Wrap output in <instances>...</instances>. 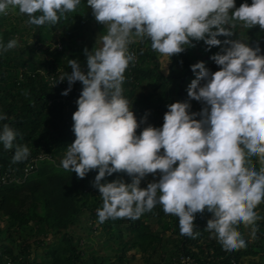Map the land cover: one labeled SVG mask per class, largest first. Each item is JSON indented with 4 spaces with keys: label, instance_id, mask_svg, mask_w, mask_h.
Here are the masks:
<instances>
[{
    "label": "clouds",
    "instance_id": "obj_1",
    "mask_svg": "<svg viewBox=\"0 0 264 264\" xmlns=\"http://www.w3.org/2000/svg\"><path fill=\"white\" fill-rule=\"evenodd\" d=\"M81 0H0V15L18 10L28 24L56 25ZM97 22L105 25L101 46L84 50L87 70L70 59L68 95L75 82L82 91L72 115L75 140L61 160L63 169L84 178L98 170L93 187L101 193L99 222L108 219H139L156 204L165 214L178 217L181 235L195 238V214L207 210L209 232L226 252L245 248L236 231L252 226L255 238L256 207L264 202V55L230 38L241 24L264 30V0L236 7V0H86ZM148 38L151 48L164 57L183 52L203 41L206 50L222 46L211 60L219 70L210 72L203 61L191 65L195 79L187 88L189 99L202 102L199 113L190 112L188 101L167 106L163 124L147 126L137 134L138 122L123 95L125 72L136 56L129 45ZM17 45L15 39L0 42V53ZM166 68V67H165ZM198 70V71H197ZM199 115L201 119L195 117ZM6 116L0 113V120ZM17 132L0 127V145L15 151L12 162L29 156V148L14 145ZM163 150V151H161ZM257 158V171L248 160ZM126 173L131 182H111L106 177ZM158 181L141 188L147 175ZM104 181V182H102Z\"/></svg>",
    "mask_w": 264,
    "mask_h": 264
},
{
    "label": "trees",
    "instance_id": "obj_2",
    "mask_svg": "<svg viewBox=\"0 0 264 264\" xmlns=\"http://www.w3.org/2000/svg\"><path fill=\"white\" fill-rule=\"evenodd\" d=\"M245 2L251 4L252 0H236V7ZM16 11V17L10 10L0 15V42L17 41L14 48L0 53V113L6 116L0 127L8 124L15 130L14 145L27 146L29 156L13 163L15 147L0 145V168L19 170L39 155L51 160L42 161L24 184L0 186V264H171L180 255L191 257L194 264H264V202L255 209L259 217L255 238L250 236L252 226L239 225L236 231L247 246L232 252L224 251L215 234L206 230L213 217L207 210L195 214L194 232L199 233L195 238L181 235L178 217L165 214L159 203L139 219H108L94 230L93 223L99 221L94 211L102 207L101 193L93 187L98 170L79 178L61 166L68 145L75 140L72 115L77 110L73 102L63 103L62 99H72L74 90L83 85L77 81L68 95H62L68 82L56 75L61 72L67 78L70 59L87 70L86 48L79 45L77 36L93 12L86 0H81L77 9L62 16L56 25L36 26ZM233 32L230 38L218 39L249 40L251 47H259L264 54V30L258 25L247 29L238 24ZM31 36L36 40L33 43L26 38ZM192 44L169 58L167 75L150 39H140L129 47L137 62L126 69L123 95L138 122L147 115L137 134L149 125L161 127L169 104L189 102L186 85L195 79L191 65L203 61L214 71L220 67L210 57L222 46L206 50L203 41ZM247 163L257 171L261 166L257 158ZM149 175L153 179L147 184L158 181V173ZM116 179L131 182L123 172L105 178L107 182Z\"/></svg>",
    "mask_w": 264,
    "mask_h": 264
},
{
    "label": "built area",
    "instance_id": "obj_3",
    "mask_svg": "<svg viewBox=\"0 0 264 264\" xmlns=\"http://www.w3.org/2000/svg\"><path fill=\"white\" fill-rule=\"evenodd\" d=\"M58 47L59 50L62 49V46L60 44L55 45V47ZM129 51L134 53L136 56V59L134 63L137 62V55L133 49L129 48ZM56 75H58L59 79H65V75L62 74L61 72H57ZM54 82V78L52 77L50 79V83L52 84ZM82 91V87L77 88L74 90V95L75 97H72V99L67 100L66 98L62 99L63 103L68 102H73V106H76V101L78 97L80 96V93ZM67 108V106H66ZM197 119H201V117L198 115ZM163 151V150H161ZM45 160H51V157L48 155H39L37 157H34L30 159L26 165L19 170H9V171H2L0 168V186H10V185H21L24 184L30 176H32L37 170L42 161ZM94 214L97 216L96 210L94 211ZM98 217V216H97ZM99 221H95L93 223V228L94 230H97L100 227ZM170 264V263H169ZM171 264H194V260L185 255H180L177 258H174V260L171 262Z\"/></svg>",
    "mask_w": 264,
    "mask_h": 264
},
{
    "label": "rangeland",
    "instance_id": "obj_4",
    "mask_svg": "<svg viewBox=\"0 0 264 264\" xmlns=\"http://www.w3.org/2000/svg\"><path fill=\"white\" fill-rule=\"evenodd\" d=\"M87 8L92 11L90 6H87ZM13 13V17L17 16V11L16 10H10ZM12 17V18H13ZM15 19V18H14ZM105 31V25L99 23L96 21L95 16L93 14V18L89 19V21H84L82 23L81 29H80V34L77 36L78 43L79 45L84 46L88 51H92L94 47L98 48L101 46L100 41H99V36L103 35ZM28 38L30 43L35 42L36 40L31 36V37H26ZM140 41V39H136V42ZM130 44L129 47L134 44ZM246 43V42H245ZM254 43V42H253ZM247 44L249 46H252L253 44H250L249 40L247 41ZM261 55H264L262 52H260ZM160 63H161V70L164 72V74H168L169 66H170V59L169 57H164L160 54ZM166 67V68H165ZM220 68V67H219ZM218 68V70H219ZM210 72H215L211 68L208 67ZM192 80L188 81L186 87L188 88V85L191 83ZM189 103L191 105L190 110H193L195 113H199L205 105L200 102L196 101L194 99H189ZM153 177L152 175H149L148 177L142 179L141 181V186L147 184V180H152ZM129 181L127 180L126 183ZM96 235V234H95Z\"/></svg>",
    "mask_w": 264,
    "mask_h": 264
}]
</instances>
